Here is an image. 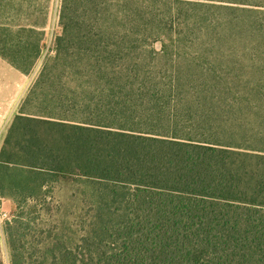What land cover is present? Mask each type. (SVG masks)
Here are the masks:
<instances>
[{"label":"trees","instance_id":"obj_1","mask_svg":"<svg viewBox=\"0 0 264 264\" xmlns=\"http://www.w3.org/2000/svg\"><path fill=\"white\" fill-rule=\"evenodd\" d=\"M245 5L61 0L35 86L63 114L16 115L0 147V195L18 208L57 177L91 187L78 242H56L45 264H264V66L226 51L264 32ZM39 35L0 23V56L28 73ZM149 41L161 48L142 50ZM185 44L207 52L166 51ZM65 83L75 90L55 93ZM19 247L11 264H22Z\"/></svg>","mask_w":264,"mask_h":264},{"label":"rangeland","instance_id":"obj_2","mask_svg":"<svg viewBox=\"0 0 264 264\" xmlns=\"http://www.w3.org/2000/svg\"><path fill=\"white\" fill-rule=\"evenodd\" d=\"M245 1L248 5L239 7L251 9V13L244 12L247 18L259 17L261 19L264 17V0ZM60 8L61 0H3L0 4V23L8 25L12 29L19 25L35 26L36 30L41 32L39 35L40 56L29 72H20L18 78L11 81V73L5 71L4 119L0 134V147L11 129L16 115L26 114L36 117L35 115L44 116L48 113H55L56 117H60L63 114L60 106L56 107L54 101L49 99L50 91L47 90V85L35 86L42 64L48 56L54 54L55 39L61 33ZM252 11H257V13ZM245 34L247 36L248 34L258 35L256 37L261 39L253 45L249 41L244 44L237 43L231 49L226 48V51L242 55L241 66H264V61L255 63L243 61L250 58V54H264V32L258 34L246 31ZM185 45L174 48L167 47L166 51L175 52L180 56L192 52H207V47ZM151 47L157 51L161 48L159 42H155L151 46L149 41L142 50L148 51ZM4 63L7 64L8 61L4 59ZM67 87L75 90L73 83H65L63 89L60 88V85L56 86L55 93L64 92ZM76 113V110H70L65 115L75 116ZM47 128L48 126L45 125L41 127V132L44 135H46ZM19 133L14 130L13 136L17 137ZM10 146L12 149H16L13 139ZM8 193L7 190H4L0 195V261L2 264H11L13 241L17 246H20L18 250V255L21 257L20 263L45 264L49 259L47 253L55 243L60 241L66 246H73L78 242L90 219L89 206L93 204L91 187L79 178L57 177V179L49 181L41 192L36 193L35 200L41 199L44 195L45 199L37 203L35 200L30 201L28 205L19 208L10 197L6 196ZM17 216L21 217L24 224L28 222L27 230L18 226L19 217ZM84 221L86 223H83ZM8 224L12 226L11 229L8 228Z\"/></svg>","mask_w":264,"mask_h":264},{"label":"crops","instance_id":"obj_3","mask_svg":"<svg viewBox=\"0 0 264 264\" xmlns=\"http://www.w3.org/2000/svg\"><path fill=\"white\" fill-rule=\"evenodd\" d=\"M5 71L11 73V81L18 78L20 71L11 64L4 63V58L0 56V134L3 128L4 119V99H5Z\"/></svg>","mask_w":264,"mask_h":264}]
</instances>
